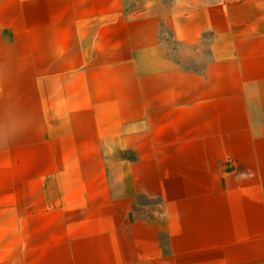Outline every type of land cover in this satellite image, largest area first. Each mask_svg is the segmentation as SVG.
Instances as JSON below:
<instances>
[{"label": "crops", "instance_id": "0c3cea01", "mask_svg": "<svg viewBox=\"0 0 264 264\" xmlns=\"http://www.w3.org/2000/svg\"><path fill=\"white\" fill-rule=\"evenodd\" d=\"M0 264H264V0H0Z\"/></svg>", "mask_w": 264, "mask_h": 264}, {"label": "rangeland", "instance_id": "374dc122", "mask_svg": "<svg viewBox=\"0 0 264 264\" xmlns=\"http://www.w3.org/2000/svg\"><path fill=\"white\" fill-rule=\"evenodd\" d=\"M164 36H166V39H170V34L169 32L164 33ZM203 58V56L196 57V61H199Z\"/></svg>", "mask_w": 264, "mask_h": 264}]
</instances>
